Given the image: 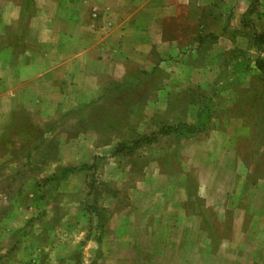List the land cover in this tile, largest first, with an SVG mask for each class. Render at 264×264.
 Listing matches in <instances>:
<instances>
[{
    "label": "rangeland",
    "instance_id": "obj_1",
    "mask_svg": "<svg viewBox=\"0 0 264 264\" xmlns=\"http://www.w3.org/2000/svg\"><path fill=\"white\" fill-rule=\"evenodd\" d=\"M35 1L0 0V264H264V0Z\"/></svg>",
    "mask_w": 264,
    "mask_h": 264
},
{
    "label": "crops",
    "instance_id": "obj_2",
    "mask_svg": "<svg viewBox=\"0 0 264 264\" xmlns=\"http://www.w3.org/2000/svg\"><path fill=\"white\" fill-rule=\"evenodd\" d=\"M102 2V1H101ZM43 5L44 6H46V7H43ZM50 4H48V3H44V4H42V3H40L39 2V0L37 1H35V7H33V9H34V14H33V16H35V18H34V21H36L37 19H44L43 17L44 16H46V17H48L47 19H46V24H47V27L49 26L50 27V24H53V17H54V14H55V11H56V9H57V7L55 8V4H51V6L52 7H50L49 6ZM49 6V7H48ZM66 6H68V5H66ZM66 8L67 7H64V8H62L63 9V12L65 11L66 12ZM46 9V11H44V10ZM68 13V15H69V11H67L66 13H65V15ZM18 13L17 12H14L13 11V13H11V11H0V20L2 21L1 22V25H0V32L2 33V34H5V32H6V28L7 27H10L11 25H12V23L13 22H15V20H16V15H17ZM48 27V28H49ZM67 34H69V28L67 27ZM38 31H36V37H38ZM40 35H41V33H40ZM63 35V38L66 36V35H64V34H62ZM67 38H69V36H67ZM40 41V39L38 40V42Z\"/></svg>",
    "mask_w": 264,
    "mask_h": 264
},
{
    "label": "trees",
    "instance_id": "obj_3",
    "mask_svg": "<svg viewBox=\"0 0 264 264\" xmlns=\"http://www.w3.org/2000/svg\"><path fill=\"white\" fill-rule=\"evenodd\" d=\"M254 47L261 56L264 54V34H260L254 37ZM257 68H259V70H262L263 68L262 61L259 60L257 62ZM198 130L199 129L194 125L188 126V125L182 124V125H177V126L164 127L163 130L160 131V134L163 133L166 135L167 133L173 132L179 137H184V136L192 134V132L197 133ZM150 142H153V139ZM63 172H67V170L64 169Z\"/></svg>",
    "mask_w": 264,
    "mask_h": 264
}]
</instances>
